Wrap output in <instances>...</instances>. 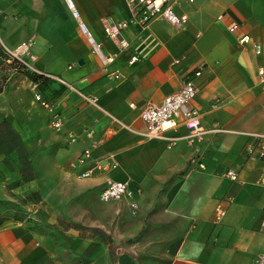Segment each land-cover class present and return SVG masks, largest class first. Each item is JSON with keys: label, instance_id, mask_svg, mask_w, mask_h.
I'll list each match as a JSON object with an SVG mask.
<instances>
[{"label": "crops", "instance_id": "1", "mask_svg": "<svg viewBox=\"0 0 264 264\" xmlns=\"http://www.w3.org/2000/svg\"><path fill=\"white\" fill-rule=\"evenodd\" d=\"M174 10L187 17L182 27L155 18L112 40L105 25L130 20L126 0H1L0 64L28 42L24 69L40 77H11L0 95V122L20 138L19 152L0 156V264H256L264 256V0ZM241 34L250 43L239 45ZM132 55L139 61L129 64ZM187 80L203 140L189 145L183 126L142 140L140 111ZM35 93L51 112L33 103ZM169 139L178 140L168 147ZM107 180L126 183L132 198L101 202Z\"/></svg>", "mask_w": 264, "mask_h": 264}, {"label": "built area", "instance_id": "2", "mask_svg": "<svg viewBox=\"0 0 264 264\" xmlns=\"http://www.w3.org/2000/svg\"><path fill=\"white\" fill-rule=\"evenodd\" d=\"M194 0H126V6L131 13V18L127 22H119L106 24L104 32L108 39L118 40L121 31L126 29L129 25L144 26L155 18H161L174 27H182L187 17L185 14L178 15L174 10L175 4H193ZM1 4V0H0ZM223 16L220 15L218 20H222ZM227 29L229 32L234 33L239 31V25L231 22ZM119 45L122 49L128 47L127 42L119 39ZM250 43L249 36L241 34L238 39L239 45H245ZM255 53L260 54V46L253 44ZM30 44L24 42L20 44L15 50L8 51V62H16L22 65L24 68H29L24 62V57L29 53ZM95 52H98L97 47L94 48ZM103 64L106 65L112 61L111 57L102 58ZM139 61L137 55H132L129 64H134ZM112 75L119 79L121 78L118 72H113ZM258 75L264 76L262 69L258 70ZM199 76V73L195 74V77ZM196 87L192 80H187L182 84V87L175 93L166 96L160 104L149 103L143 107L140 111V119L143 124V131L137 132L138 136L145 141L149 140H165V136L168 132L176 129L178 126H183L188 131L185 140L189 145H193L195 142H201L204 136L208 133L203 130L199 122V116L196 111L189 107V103L196 95ZM33 103L38 107L52 111L53 105L40 94L35 93L33 96ZM53 127L59 129L61 124L58 117H53ZM178 139H169V146L175 145ZM260 150H264V144L260 146ZM90 157V151L85 150L79 157V163H83ZM189 165H196L200 170L204 169V165L199 163L195 158L189 160ZM95 169H99L98 167ZM94 170H88L83 172L80 177L88 178ZM231 181L236 180V174L232 170H228L225 173ZM264 184V179H262ZM132 198V192L129 191L127 184L122 182H115L107 180L104 187L101 189L99 199L103 203L115 202L121 200H130ZM129 207L132 214H136L137 205L130 202ZM225 215L224 210L218 205L214 210V219L220 221ZM256 264H264V256L257 259Z\"/></svg>", "mask_w": 264, "mask_h": 264}, {"label": "trees", "instance_id": "3", "mask_svg": "<svg viewBox=\"0 0 264 264\" xmlns=\"http://www.w3.org/2000/svg\"><path fill=\"white\" fill-rule=\"evenodd\" d=\"M21 74L32 82H37L39 79L38 77H40L37 74L31 73L30 71L24 69L22 65H21ZM19 150H20L19 136L7 121L5 120L1 121L0 122V156L7 155L13 151L19 152ZM22 179H25L24 175H22ZM15 185H18V183H16Z\"/></svg>", "mask_w": 264, "mask_h": 264}, {"label": "rangeland", "instance_id": "4", "mask_svg": "<svg viewBox=\"0 0 264 264\" xmlns=\"http://www.w3.org/2000/svg\"><path fill=\"white\" fill-rule=\"evenodd\" d=\"M12 71L15 72V74L13 76H10L12 74ZM20 75H22L21 65H19L18 63L12 62L11 64H0V95L4 92L6 81L11 77H19Z\"/></svg>", "mask_w": 264, "mask_h": 264}]
</instances>
